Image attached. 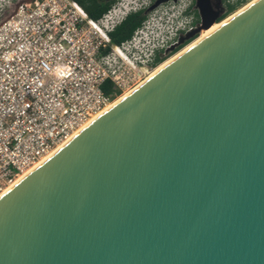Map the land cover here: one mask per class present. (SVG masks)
<instances>
[{"label": "water", "instance_id": "obj_1", "mask_svg": "<svg viewBox=\"0 0 264 264\" xmlns=\"http://www.w3.org/2000/svg\"><path fill=\"white\" fill-rule=\"evenodd\" d=\"M197 7L166 53L219 27L1 195L0 264H264V0Z\"/></svg>", "mask_w": 264, "mask_h": 264}, {"label": "built area", "instance_id": "obj_2", "mask_svg": "<svg viewBox=\"0 0 264 264\" xmlns=\"http://www.w3.org/2000/svg\"><path fill=\"white\" fill-rule=\"evenodd\" d=\"M137 11L117 0L94 19L76 0H0V196L147 80L158 55L176 44L177 33L169 41L148 19L131 38L113 44L110 33ZM183 23L180 30L192 29L190 21ZM107 81L110 94L103 90Z\"/></svg>", "mask_w": 264, "mask_h": 264}, {"label": "rangeland", "instance_id": "obj_3", "mask_svg": "<svg viewBox=\"0 0 264 264\" xmlns=\"http://www.w3.org/2000/svg\"><path fill=\"white\" fill-rule=\"evenodd\" d=\"M124 1L126 2L127 5H129V7H134V8L135 7L139 8V7H141V5L148 6L150 3V0H124ZM190 1L191 0H179L176 3L172 2L169 4H164L163 6H160L159 8L150 11L147 19L150 20L151 22L154 21V22L158 23L159 26H161V28L164 30V34L166 36V39L171 41V38H174L176 33H177V37H178L179 31L183 27L182 25L184 24L183 21L184 22H185V20L190 21V23L192 25L194 12L191 15H187L184 20H180V18H179V16L181 15V11L184 12L183 15L185 16V10L189 7ZM248 3L241 4V6L236 11L231 13L226 18L235 14L241 8L246 6ZM191 7H193V5ZM8 13L9 12L5 13V16L8 15ZM3 18L4 17H1L0 21ZM225 19H223V20H225ZM202 32L203 31H201L199 34H197V38H199L201 36ZM177 37H176V39H177ZM196 39H194L193 41H191L188 44H186V43L189 40L185 41L184 44H182V45H185V44L186 45L183 46L181 49H179L177 52H175V51H176V49H178V47L174 51H168L167 53L162 52L161 56L164 57V59H165L163 62L167 61L168 59H170L171 57H173L174 55H176L177 53H179L180 51L185 49L187 46H189L191 43H193ZM162 63H159L158 66Z\"/></svg>", "mask_w": 264, "mask_h": 264}, {"label": "trees", "instance_id": "obj_4", "mask_svg": "<svg viewBox=\"0 0 264 264\" xmlns=\"http://www.w3.org/2000/svg\"><path fill=\"white\" fill-rule=\"evenodd\" d=\"M85 10L86 12L94 19H99L105 12L108 11V9L111 7V5L114 3V0L108 2V3H101L99 0H76ZM241 6V3L238 5H230L227 6V11L222 14V16L218 19V21H222L227 16H229L231 13L236 11ZM190 12V11H189ZM149 13H144L143 11H138L131 13L124 21L121 23L113 32L110 33L112 38L113 44H121L123 41L129 39L132 37L136 29H138L144 21L147 20ZM189 40L186 44L190 43L194 39ZM185 44V45H186ZM185 45H180L178 49H176L175 52H177L179 49H181ZM164 57L161 56V54L157 57V63H162L164 61ZM103 90L106 94H110L114 91L112 84L110 81H107L103 85Z\"/></svg>", "mask_w": 264, "mask_h": 264}, {"label": "flooded vegetation", "instance_id": "obj_5", "mask_svg": "<svg viewBox=\"0 0 264 264\" xmlns=\"http://www.w3.org/2000/svg\"><path fill=\"white\" fill-rule=\"evenodd\" d=\"M99 1L103 4H105V3H108L112 0H99ZM178 1L179 0H170L168 2H164V0H150V3L148 6L141 5V7L138 8V11H143L144 13L147 14L150 11H152V7L157 3H160V5L157 7V8H159L160 6H163L164 4H169L172 2L176 3ZM116 2H117V0H114V3L111 6H113ZM210 4H211L212 8L214 9V11L217 13H221V15L227 11L226 0H210ZM192 5H193V7H191ZM193 12H194V15H193V20H192V25H191L192 29L190 31L180 30L178 37L175 41L176 44L179 43L182 39H184L190 32H192V31H194L200 27L199 25L201 24L202 16H201L200 11L197 7V0H191L190 1V5L185 11V17L187 15L193 14Z\"/></svg>", "mask_w": 264, "mask_h": 264}, {"label": "bare ground", "instance_id": "obj_6", "mask_svg": "<svg viewBox=\"0 0 264 264\" xmlns=\"http://www.w3.org/2000/svg\"><path fill=\"white\" fill-rule=\"evenodd\" d=\"M253 1H255V0H253ZM253 1H251V2H249L247 5H249V4H251ZM246 5V6H247ZM246 6H244L243 8H245ZM243 8H241V9H243ZM240 9V10H241ZM239 10V11H240ZM238 12V11H237ZM219 25H220V23L219 24H216L215 26H213L212 28H210V29H208V30H205V31H203L202 32V34H201V36L199 37V38H197L193 43H191L189 46H187L185 49H187L188 47H190L191 45H193L194 43H196V42H198L199 40H201V39H203L205 36H207L209 33H211L214 29H216L217 27H219ZM185 49H183L182 51H184ZM182 51H180L179 53H177L176 55H174L173 57H171L170 59H168L167 61H165V62H163L162 64H160L158 67H157V69L154 71V73L156 72V71H158L160 68H162L164 65H166L168 62H170L172 59H174L176 56H178ZM153 73V74H154ZM130 92V91H129ZM129 92H126V94H124L122 97H124L125 95H127ZM122 97H120L117 101H119ZM116 101V102H117ZM116 102H114V103H116ZM114 103H112L108 108H106L104 111H106L107 109H109L112 105H114ZM103 111V112H104ZM102 112V113H103ZM102 113H100V114H98V115H96L91 121H93L95 118H97L99 115H101ZM90 121V122H91ZM89 122V123H90ZM81 129H83V127L81 128ZM79 131H81V130H79ZM79 131L78 132H76L75 133V135L77 134V133H79ZM74 137V136H73ZM64 145V144H63ZM63 145H61V146H59L52 154H50L48 157H46V158H44L39 164H37L34 168H32L31 170H28V171H26L23 175H21L15 182H13L12 184H11V186H9L8 188H7V190H5V192L6 191H8L11 187H13L16 183H18L23 177H25L28 173H30L33 169H35L37 166H39L41 163H43L44 161H46L49 157H51L54 153H56ZM1 197V196H0Z\"/></svg>", "mask_w": 264, "mask_h": 264}]
</instances>
